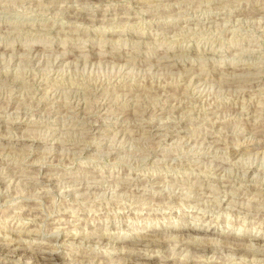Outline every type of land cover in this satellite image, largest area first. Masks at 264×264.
I'll return each instance as SVG.
<instances>
[{
  "label": "rangeland",
  "instance_id": "rangeland-1",
  "mask_svg": "<svg viewBox=\"0 0 264 264\" xmlns=\"http://www.w3.org/2000/svg\"><path fill=\"white\" fill-rule=\"evenodd\" d=\"M0 264H264V0H0Z\"/></svg>",
  "mask_w": 264,
  "mask_h": 264
},
{
  "label": "bare ground",
  "instance_id": "bare-ground-1",
  "mask_svg": "<svg viewBox=\"0 0 264 264\" xmlns=\"http://www.w3.org/2000/svg\"><path fill=\"white\" fill-rule=\"evenodd\" d=\"M59 228H60V227H59ZM66 236H67V235H66ZM56 241H57V240H56ZM225 251H226V250H225ZM55 259H56V260H60V259H62V256H60V255H56V256H55Z\"/></svg>",
  "mask_w": 264,
  "mask_h": 264
}]
</instances>
